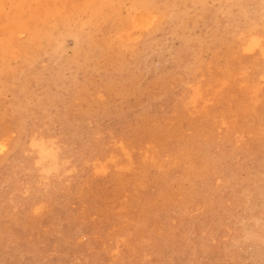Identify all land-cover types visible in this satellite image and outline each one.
<instances>
[{
	"label": "rangeland",
	"instance_id": "obj_1",
	"mask_svg": "<svg viewBox=\"0 0 264 264\" xmlns=\"http://www.w3.org/2000/svg\"><path fill=\"white\" fill-rule=\"evenodd\" d=\"M0 264H264V0H0Z\"/></svg>",
	"mask_w": 264,
	"mask_h": 264
},
{
	"label": "bare ground",
	"instance_id": "obj_2",
	"mask_svg": "<svg viewBox=\"0 0 264 264\" xmlns=\"http://www.w3.org/2000/svg\"><path fill=\"white\" fill-rule=\"evenodd\" d=\"M148 14H150V13H148ZM150 16H151V15H150ZM144 17H145V16H144ZM152 17H153V16H152ZM138 21H139V20H138ZM142 23H143V22H142ZM143 24H144V23H143ZM148 24H149V23H148ZM148 24H147V25H148ZM131 37H133V36H131ZM44 148H45V147H44Z\"/></svg>",
	"mask_w": 264,
	"mask_h": 264
}]
</instances>
